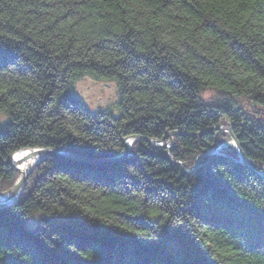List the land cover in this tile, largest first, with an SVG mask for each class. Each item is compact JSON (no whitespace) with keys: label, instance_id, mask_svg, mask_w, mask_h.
<instances>
[{"label":"trees","instance_id":"trees-1","mask_svg":"<svg viewBox=\"0 0 264 264\" xmlns=\"http://www.w3.org/2000/svg\"><path fill=\"white\" fill-rule=\"evenodd\" d=\"M85 77L115 83L111 108L79 100ZM0 112V191L18 150L109 158L200 134L115 164L44 158L0 207V264H264V180L232 148L177 164L227 121L264 169V0H0Z\"/></svg>","mask_w":264,"mask_h":264},{"label":"rangeland","instance_id":"rangeland-1","mask_svg":"<svg viewBox=\"0 0 264 264\" xmlns=\"http://www.w3.org/2000/svg\"><path fill=\"white\" fill-rule=\"evenodd\" d=\"M117 90H118V88H116V85H115L114 82L105 81V80H97V79H94L92 77H85L82 80L76 82V84H75L76 96L85 105V107L91 113H94V114H96L100 110H105V109L111 108L113 106V103L116 102V100L118 99V91ZM210 95H211L210 93H206V94H204V97L205 98H209ZM6 120H8L7 115L5 113H3V112H0V123L4 122ZM218 131H220L221 133L225 134L223 143L221 145H219L217 148L208 149L207 151H205L202 154H200L198 157H196L197 159L195 158V160H193L190 163V165H191L190 168H187L185 166V164L181 163L180 161L177 162V164L180 165V167L186 173H191V172L197 170L198 168H201L202 165L204 164V161L206 159H208V158L226 156V154H224V151L229 149V148L230 149L232 148L234 151H236V149L234 147V144L232 142V139H231L230 135L227 133V131H228L227 123L221 124V128ZM174 137L175 136H171L173 141L170 142V134H169L168 139L166 141H162V144L163 145L168 144V147L167 148H156V149H163L165 151H169L174 145ZM123 140H125V139H123ZM137 142H142L144 144L146 143L148 145V148L154 149V148H152L150 146V144L148 142H145V141H143L141 139H138V140L134 139V140H132V143L129 144L130 153H131V149L133 148V146ZM122 146H123V143H122ZM19 151H21V150H18L16 152H14L11 155V157H10V165L12 167H13V164H14L13 158L15 156H17L15 154L17 152H19ZM124 151H125V149L123 147V152ZM239 158L240 157L237 155L236 159L232 158L230 160L232 162H234L235 164H238L235 161H238ZM238 165H240V164H238ZM240 166L242 168H244L242 165H240ZM244 169L247 170L246 168H244ZM14 170L17 172L18 177L16 178L15 182L13 183V185L9 189L4 190V191H0L1 193H6V192L10 191L14 187L15 183L17 182V179L19 178L20 174H19V172L16 169H14ZM24 189H25V187H24ZM19 198H20V196H19ZM14 204H15V202H13L11 200V201H8V202H2L0 204V207H10V206H12ZM36 225H37V222H35L34 219H31L28 222V224H27V228H29V229L32 228L33 229V228H35Z\"/></svg>","mask_w":264,"mask_h":264},{"label":"water","instance_id":"water-1","mask_svg":"<svg viewBox=\"0 0 264 264\" xmlns=\"http://www.w3.org/2000/svg\"><path fill=\"white\" fill-rule=\"evenodd\" d=\"M223 123H227V127H228L227 133L230 135L232 142L234 144V147L236 149V153L240 157L239 160L235 161V162L242 165L250 173H252L256 177H258L259 179L264 180V170L263 171H257L256 169H254L250 165V163L245 158L243 152L241 151V149L239 147L237 140L235 139V137L232 133V125L229 122L222 121L217 127H214L213 130H215V131L220 130L221 124H223ZM199 135L200 134L187 135V134L174 132V133H170V142L173 141L171 136H189V137L196 138ZM134 139H137V140L141 139L145 142H148L150 144V146L154 149H156V148H167L168 147V144L163 145L162 141L143 138V137H139V136H130V137H128L122 141L125 151L122 152L121 154L117 155V156L109 157V158L87 157V156H83V155L74 154L72 152H67V151H63V150H59V149H53V148L22 149L21 151L17 152L15 155L24 153L27 155L26 159H33L34 163L25 172H24V170H23V172L21 170H19L15 163L13 164V168L19 172L20 176L17 179V182L15 183L14 187L10 191L0 194V204L2 202H8L11 200L15 203L18 201L20 194L24 190L28 176L32 172V169L46 157L54 156V157H57L59 159H63V160L70 161V162L89 164V165H95V166L113 164V163H116L118 161L125 160L131 156L128 144L132 143V140H134Z\"/></svg>","mask_w":264,"mask_h":264},{"label":"bare ground","instance_id":"bare-ground-1","mask_svg":"<svg viewBox=\"0 0 264 264\" xmlns=\"http://www.w3.org/2000/svg\"><path fill=\"white\" fill-rule=\"evenodd\" d=\"M129 144H131V143H129ZM128 144V145H129ZM33 149H44V148H33ZM26 157H27V155L26 154H24V153H22V154H18L17 156H15L14 158H13V162L17 165V167H18V169L19 170H21L22 172H23V170H24V172L26 171V170H28L29 169V167H31L32 166V164L34 163V161H33V159H26ZM47 158V157H46ZM118 162H120V161H118ZM118 162H116V163H118ZM40 163H38L37 165H39ZM113 164H115V163H113ZM36 165V166H37ZM35 166V167H36ZM35 167L32 169V172H33V170L35 169ZM14 169V168H13ZM198 169H200V168H198ZM197 169V170H198ZM31 172V173H32ZM30 173V174H31ZM253 175V174H252ZM29 177V176H28ZM0 194H2L1 192H0ZM9 198V197H8Z\"/></svg>","mask_w":264,"mask_h":264}]
</instances>
